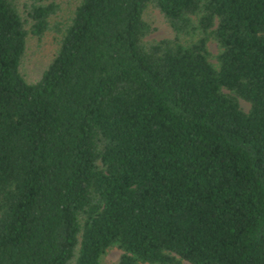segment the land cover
I'll return each mask as SVG.
<instances>
[{"label": "trees", "instance_id": "obj_1", "mask_svg": "<svg viewBox=\"0 0 264 264\" xmlns=\"http://www.w3.org/2000/svg\"><path fill=\"white\" fill-rule=\"evenodd\" d=\"M59 9L0 0V264H264V0Z\"/></svg>", "mask_w": 264, "mask_h": 264}, {"label": "rangeland", "instance_id": "obj_2", "mask_svg": "<svg viewBox=\"0 0 264 264\" xmlns=\"http://www.w3.org/2000/svg\"><path fill=\"white\" fill-rule=\"evenodd\" d=\"M59 4L58 16L55 18L57 21H65L67 17L71 14L74 4L78 0H55ZM167 35V30L165 25H161L160 29L155 32L153 37H163ZM56 34L53 32L46 33L41 40H38L34 36H29L27 40V46L25 50V55L22 61V71L30 80L36 79L40 72L44 69L48 60L52 57L56 49ZM212 51L216 50L214 44H210ZM241 106L247 110L248 104L241 100ZM120 251L117 248H112L107 251L102 259V264H113Z\"/></svg>", "mask_w": 264, "mask_h": 264}]
</instances>
